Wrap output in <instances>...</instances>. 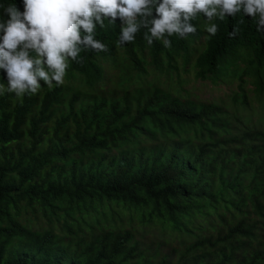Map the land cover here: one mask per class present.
<instances>
[{"label":"trees","instance_id":"16d2710c","mask_svg":"<svg viewBox=\"0 0 264 264\" xmlns=\"http://www.w3.org/2000/svg\"><path fill=\"white\" fill-rule=\"evenodd\" d=\"M202 18L195 34L167 37L170 48L148 45L145 29L122 46L121 21L106 20L95 38L108 51L82 50L62 85L0 93V264H264V131L241 116L255 102L264 109V32L238 13L213 21L216 35L199 43ZM179 61L194 64L196 80L236 81L239 92L221 104L184 101L167 90L186 83L175 81ZM111 70L119 88L133 87L101 97ZM27 210L74 243L30 231L18 220ZM143 227L164 238L154 252L138 242ZM89 228L99 232L90 243L80 235Z\"/></svg>","mask_w":264,"mask_h":264},{"label":"clouds","instance_id":"9594fccd","mask_svg":"<svg viewBox=\"0 0 264 264\" xmlns=\"http://www.w3.org/2000/svg\"><path fill=\"white\" fill-rule=\"evenodd\" d=\"M238 13L256 21V31L264 32V0H0V69L7 75L6 89L16 97L35 95L40 81L49 88L64 83L69 60L81 63L82 50L107 52L95 38L105 21H121L118 43L135 40L145 29L148 45L167 37L184 38L195 34L192 23L203 15L210 23L205 30L215 36V20L236 17ZM240 29L234 26L229 36ZM83 33V35H82Z\"/></svg>","mask_w":264,"mask_h":264},{"label":"rangeland","instance_id":"374dc122","mask_svg":"<svg viewBox=\"0 0 264 264\" xmlns=\"http://www.w3.org/2000/svg\"><path fill=\"white\" fill-rule=\"evenodd\" d=\"M210 22L207 21L205 18H202V21L200 22V27L204 33V36L199 40V43L204 41V38L208 36L209 34L206 32L205 27ZM181 65V68L179 70L181 74V80L180 78L175 77V81L179 82H185L182 83L181 87L178 85H173L169 87L167 90L170 91L173 95L180 96L184 99V101H190L195 104L199 105H206L210 103H219L221 104L223 101H227L230 97H232L233 94L238 93L239 89V82L228 80L226 82H223L220 85H213L209 82H201L199 80H196L194 78V75L192 74V69L194 67V64L192 63V66L183 65L182 61H179ZM111 80L112 82H107L104 85H102V88L100 90V94H98L101 97H108V98H116V96H122L124 92L127 93L132 89L133 86L129 87V89L125 90L124 88H119L117 86V82L119 81L118 77V70H111ZM153 76H149L148 79H152ZM145 79L142 80L144 82ZM164 82V79H162ZM114 82V83H113ZM166 83V82H165ZM144 83L141 85L143 86ZM5 88V86H3ZM245 91L248 93L249 98L252 100L254 98V94L252 91L256 90V87L252 84L244 85ZM78 90L80 92H92L91 90L84 87H77V85L73 88V90ZM113 90V91H111ZM264 100V99H263ZM84 101V100H81ZM241 112V111H240ZM241 116L244 119L245 125L251 126L253 128L259 129L261 131H264V109L260 108L259 103H254L252 110H244L241 113ZM244 128L240 127V132H242ZM153 145V144H152ZM151 145V146H152ZM147 146V145H143ZM150 146V147H151ZM114 154V152H112ZM246 184V183H245ZM18 220L29 227L28 229L32 232H46V231H52L55 235H62L65 234V244H68L67 242L74 243L73 235L70 233H67L66 230L61 229V226H56L58 223L56 222L55 228L53 229L52 223H48L45 219V216L42 214L41 216H38L31 210L22 211V213L19 215ZM106 227V226H105ZM148 234L141 233L138 237V242L145 246L147 245L152 252H154V245L157 242H164V238H161V235L156 234V231L154 229L142 228V232H147ZM99 234L97 229H86V231L80 233V235H85L86 241L91 242V237H96ZM30 238V236H27ZM33 243H36L37 241L35 238H30ZM24 242V240H21ZM177 243L175 239H172L168 242L167 245H165L163 252L168 253L170 249L176 248ZM11 249H16L15 246ZM170 254V253H169ZM168 254V255H169ZM174 258L173 255L170 256V259ZM177 259V258H176Z\"/></svg>","mask_w":264,"mask_h":264}]
</instances>
